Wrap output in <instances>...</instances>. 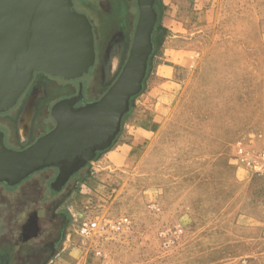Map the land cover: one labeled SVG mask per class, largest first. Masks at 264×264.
Wrapping results in <instances>:
<instances>
[{"label": "rangeland", "instance_id": "1", "mask_svg": "<svg viewBox=\"0 0 264 264\" xmlns=\"http://www.w3.org/2000/svg\"><path fill=\"white\" fill-rule=\"evenodd\" d=\"M72 1L75 10L91 21L95 38L94 65L73 79L74 90L82 84L83 97L78 102L87 103L98 99L119 73L137 7L135 0ZM244 1L254 4L253 0L221 1L225 10L218 21H251L253 7H247L246 14L237 10ZM155 3L161 11V0ZM160 17L157 13L159 26ZM48 86L43 83L38 93L25 94L17 107L0 113V122L11 128L12 143H21L26 135L34 138L54 126L48 110L36 116L32 109L35 95ZM66 92L73 90L59 87L51 94ZM28 108L29 119L22 128ZM172 129L169 142L106 180L91 173L97 166L90 161L57 192L48 187L57 174L51 167L13 186L0 183V246L8 236H18L9 232L12 220L20 222L31 208H39L44 243L38 245L37 256L49 254L42 258L43 264H264V177L253 171L264 136L242 144L238 158L229 159L226 148L224 156L213 158L209 165L200 158L193 161L188 127ZM199 161L204 162L194 164ZM91 218L105 222V229L84 238L77 224ZM96 248L101 254L94 253Z\"/></svg>", "mask_w": 264, "mask_h": 264}, {"label": "crops", "instance_id": "2", "mask_svg": "<svg viewBox=\"0 0 264 264\" xmlns=\"http://www.w3.org/2000/svg\"><path fill=\"white\" fill-rule=\"evenodd\" d=\"M221 1L161 0V41L144 88L91 173L106 180L131 169L175 127H188L193 161L209 165L226 148L238 158L242 144L264 136V0L237 5L239 14L253 7L251 21H218Z\"/></svg>", "mask_w": 264, "mask_h": 264}, {"label": "water", "instance_id": "3", "mask_svg": "<svg viewBox=\"0 0 264 264\" xmlns=\"http://www.w3.org/2000/svg\"><path fill=\"white\" fill-rule=\"evenodd\" d=\"M156 0H135L137 18L126 59L114 81L96 100L75 106L71 97L54 102L55 123L31 144L11 149L0 130V183L13 186L35 171L57 169L50 186L60 190L79 169L107 149L120 130L130 98L143 87ZM96 57L93 26L72 0H0V112L13 107L33 73L74 79L87 73Z\"/></svg>", "mask_w": 264, "mask_h": 264}, {"label": "flooded vegetation", "instance_id": "4", "mask_svg": "<svg viewBox=\"0 0 264 264\" xmlns=\"http://www.w3.org/2000/svg\"><path fill=\"white\" fill-rule=\"evenodd\" d=\"M73 82L75 83V80L73 79H65L60 76H52L41 71H35L33 73V76L29 84L27 85V87L25 88V90L17 100L16 104L10 109L0 113L8 112L14 107H17L20 103L21 98L25 94L29 92L32 94L38 93V88L40 87V85H42L43 83L45 84L48 83L49 85L48 89L45 88V90H43V93L41 95L40 94L35 95L34 97L35 101L33 102V106L35 109L34 108L32 109L35 111L36 116L42 113L44 110H48V116L53 119V117L50 114L51 105L61 98L71 97L77 93L78 87H76V90H74L75 86L73 85ZM59 87L72 89L73 92L70 93L66 92L63 93L62 95L59 94L55 96L51 94L52 89L54 88L59 89ZM81 104L83 103L77 102L75 106ZM9 116L10 115L8 114L7 117ZM0 130H2L4 133V144L11 149L24 148L27 145L31 144L38 136L43 134L40 133L38 136H35L34 138L26 135L25 138H22L20 140L21 143L15 144L12 143L13 134L8 124H6L5 122H0ZM53 169H55L57 172L56 168ZM50 183L48 187L51 191H53L52 187L50 186ZM38 211L39 208H31L24 220L20 222H18L17 220H12V222L9 223L8 225L9 232L13 234L17 233L18 236L16 239L8 236L2 242L0 246V264H43L42 258H44L45 256L48 257L49 254H45V255L41 254L37 256L38 245L40 243H44L41 240L42 231L40 230L41 228H43V226L40 223L41 222L40 218L42 216L38 213ZM54 243H56V241L48 242L47 244H45V246L46 245L52 246V244Z\"/></svg>", "mask_w": 264, "mask_h": 264}, {"label": "built area", "instance_id": "5", "mask_svg": "<svg viewBox=\"0 0 264 264\" xmlns=\"http://www.w3.org/2000/svg\"><path fill=\"white\" fill-rule=\"evenodd\" d=\"M253 171L256 175L264 177V145L257 153L256 160L253 163ZM104 223H101L95 218L84 219L78 222L76 230L82 237L89 238L95 233L103 232L105 229ZM107 224L109 226H114L112 224L110 225V223ZM94 253L101 254V250L99 248H96L94 250Z\"/></svg>", "mask_w": 264, "mask_h": 264}, {"label": "trees", "instance_id": "6", "mask_svg": "<svg viewBox=\"0 0 264 264\" xmlns=\"http://www.w3.org/2000/svg\"><path fill=\"white\" fill-rule=\"evenodd\" d=\"M157 4L155 3V8H156V10H157V13H158V17L160 16V11L158 10V7L156 6ZM158 20V19H157ZM158 24V22L156 21V24H155V27H154V30H153V33H152V40H153V51H152V53H151V55H150V57H149V61H148V67H149V62H150V59H151V57H152V55H153V53L156 51V49L158 48V46H159V44L158 43H160V41H161V35H162V30H161V28H160V26L159 25H157ZM159 26V27H158ZM148 67H147V73H148ZM147 73H146V75H147ZM146 77V76H145ZM144 88V81H143V87H142V89ZM134 96H132L131 98H130V102H131V100H132V98H133ZM127 115V113H125L124 115H123V117H122V120L124 119V117ZM121 120V121H122ZM104 150H101V151H97V154H96V156L99 154V153H101V152H103ZM54 191V190H53Z\"/></svg>", "mask_w": 264, "mask_h": 264}, {"label": "bare ground", "instance_id": "7", "mask_svg": "<svg viewBox=\"0 0 264 264\" xmlns=\"http://www.w3.org/2000/svg\"><path fill=\"white\" fill-rule=\"evenodd\" d=\"M29 119V112H26L23 116L22 122H21V127L24 128L28 122Z\"/></svg>", "mask_w": 264, "mask_h": 264}]
</instances>
